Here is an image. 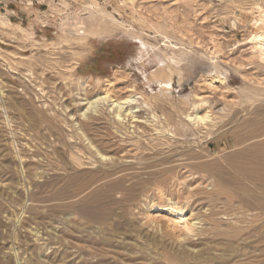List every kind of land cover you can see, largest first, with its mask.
Wrapping results in <instances>:
<instances>
[{
	"label": "rangeland",
	"instance_id": "374dc122",
	"mask_svg": "<svg viewBox=\"0 0 264 264\" xmlns=\"http://www.w3.org/2000/svg\"><path fill=\"white\" fill-rule=\"evenodd\" d=\"M260 30L264 0H0V264H264V212L218 183L261 140L236 143L264 122ZM83 82L91 96H135L138 115L86 120L115 135L113 161L93 166L72 162L48 125ZM148 157L172 172L126 192L68 184ZM175 202L193 234L175 225Z\"/></svg>",
	"mask_w": 264,
	"mask_h": 264
},
{
	"label": "bare ground",
	"instance_id": "6f19581e",
	"mask_svg": "<svg viewBox=\"0 0 264 264\" xmlns=\"http://www.w3.org/2000/svg\"><path fill=\"white\" fill-rule=\"evenodd\" d=\"M258 13L261 14L260 12H258ZM259 19H261V21H263L261 15H260ZM5 24H7V26L11 27L9 23H5ZM95 33L98 34V32H96V31H95ZM252 41L255 43L256 51L259 53V55L261 57L264 58V30H260V31L256 32V34H254V36H253ZM74 68H75L74 66H71L68 69L69 71L66 75H68L69 77H73ZM69 72H70V74H69ZM99 82L100 81H98V83ZM157 82L162 87V91L168 90V88L172 84V77L171 76L163 77V78L158 79ZM81 86H82L81 91L84 93H80V96L73 98L72 99L73 103L70 102L69 104L64 106L61 109L62 113L59 115H56L58 117V119L61 120V121H59L60 125H58V121H55L56 120L55 118L49 119L48 125L50 126V128H52L56 131V133L59 135V137L61 136L64 139L65 143L63 145L66 146V148L68 150L67 152H68L70 158L72 159V162H74L78 166H83V165L86 166V164L88 166L89 165L93 166V165H96L98 162H107L110 160L113 161V156L110 154L111 153L110 148L112 147L111 146L112 144L110 145L109 141H107L108 143L105 142L106 138L108 136L112 137L114 135L111 132L112 130L110 129L107 131V129H106L107 133L104 132L105 135H103L102 129L99 126L90 125L89 123L86 122V120L92 119L94 121L100 122L103 119L101 117L104 114H108L109 116L110 115L113 116L114 125L120 124V126H122V124L125 122V119L128 117H130L131 119H137L138 115L137 116L134 115V113L136 112L135 109L137 107L135 106L136 107L135 108L133 106V101L135 100V96L130 95L129 97H127L126 99H123V100L113 99V97H111V95H109L107 93L97 94L95 96H91L90 93L87 91L86 82H85V84L83 82ZM106 103H107V108L104 109L105 108L104 106H106L105 105ZM56 107H57V105H56ZM139 107L140 106H138V108ZM53 109L54 108H52L51 111ZM53 112H52V114H53ZM55 112H57V111H55ZM154 117H156V115H154ZM45 119H47V117ZM208 119H210V116L208 114L207 115H200L199 113H197V115L194 117V120L197 121L196 123H198V124L206 122ZM253 123L255 124L254 121H253ZM169 127H171L170 124H167L166 126H164L163 130L157 129V131L159 130L158 131L159 133H164L165 131L170 132L171 129H169ZM255 127L253 125V127L251 129L246 131V133L248 134L246 137H242V138L240 137L241 139H236V143L239 146V145L247 142V144L249 145L251 143H248V142L255 141L256 139L257 140L261 139V140H259L257 142L255 141V143L252 142L253 144L246 146L244 149H242V151L239 154L240 160L233 161V164H232L233 172L230 171V172H232L231 176L229 178H224V179L220 180L218 183H220L224 187H227L228 189H234L235 190V188H233V187H239V188H237V190L239 192L236 191V199L238 201V204L242 205L243 207L246 206L253 211L260 210V211L264 212V122H261V124H257ZM103 129H105V128H103ZM122 130H124V128H122V127L118 128L117 127L115 133L119 134ZM124 131H125V133H127L128 129L124 130ZM232 133H235V132H232ZM161 139H163V138H161ZM13 144L15 146V149H18V145L16 144V142H14ZM105 145H107V146H105ZM19 149H18V151H20ZM145 152H147V151H145ZM85 159L88 160L89 163H86V164L83 163V160H85ZM152 159H154V158L148 157V159H146V161L144 163H142V161H141V163H140L141 167H140L139 171L136 170L135 172L130 173L128 171L130 170L131 167L127 168V167L118 166V165L115 167L111 166L112 168L109 167V169H101V168L98 169L97 168V170H95L93 172L94 177H95L94 178L95 180L93 182H91V181H90L91 183L74 182V183H68V184L71 187H99V186L113 187L112 188L113 190L123 191V192L125 190L126 191L133 190L134 187H140V186L141 187H147L151 183L155 182V180L150 181L149 178L163 177V176L168 175L172 172L170 162L161 160L159 158L156 161H153ZM20 160L23 161V158H20ZM137 162H139V160ZM228 172H229V170H228ZM144 175H146V177L147 176L148 177L145 179ZM124 187H127V188L132 187V189L131 188L125 189ZM80 190H81V192H77V191L74 192V194H73L74 197L77 198L78 196H80L82 194L83 190L82 189H80ZM107 190H108V188H107ZM113 190H111V189L108 190L109 191V192L107 191L108 195L111 193V191L113 193ZM95 191L96 190H94V192ZM91 194L88 196V198H90ZM111 195L109 197H111ZM93 197L96 198V195ZM106 197H107V194H106ZM85 198H87V196ZM169 206L170 207H169L168 211L172 215H174V217H175L174 223L176 226H178V229L180 228V230L186 232L187 235L193 234L195 231L197 223H191L189 218L185 217L184 209L181 206H179L178 203H176V202L171 203ZM88 215H90V214H88ZM88 215H86V216H88ZM83 216L86 217L85 215H83ZM95 216H97V215H95ZM95 219H97V218H95ZM100 219H101V217H100ZM100 219H98V220H100ZM103 222H105V220H103ZM99 223H101V221H99Z\"/></svg>",
	"mask_w": 264,
	"mask_h": 264
}]
</instances>
